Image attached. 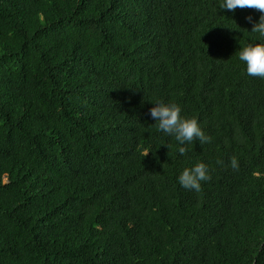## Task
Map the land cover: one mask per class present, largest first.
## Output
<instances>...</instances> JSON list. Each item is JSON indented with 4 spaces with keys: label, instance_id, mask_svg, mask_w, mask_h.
Instances as JSON below:
<instances>
[{
    "label": "trees",
    "instance_id": "1",
    "mask_svg": "<svg viewBox=\"0 0 264 264\" xmlns=\"http://www.w3.org/2000/svg\"><path fill=\"white\" fill-rule=\"evenodd\" d=\"M0 264H264V0H0Z\"/></svg>",
    "mask_w": 264,
    "mask_h": 264
}]
</instances>
